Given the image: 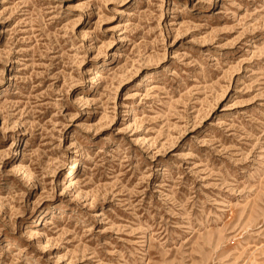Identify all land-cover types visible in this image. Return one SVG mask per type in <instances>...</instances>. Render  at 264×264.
I'll return each instance as SVG.
<instances>
[{"label": "rangeland", "instance_id": "obj_1", "mask_svg": "<svg viewBox=\"0 0 264 264\" xmlns=\"http://www.w3.org/2000/svg\"><path fill=\"white\" fill-rule=\"evenodd\" d=\"M0 264H264V0H0Z\"/></svg>", "mask_w": 264, "mask_h": 264}, {"label": "bare ground", "instance_id": "obj_2", "mask_svg": "<svg viewBox=\"0 0 264 264\" xmlns=\"http://www.w3.org/2000/svg\"><path fill=\"white\" fill-rule=\"evenodd\" d=\"M77 164H78V160L76 161V165H75V168L77 167Z\"/></svg>", "mask_w": 264, "mask_h": 264}]
</instances>
